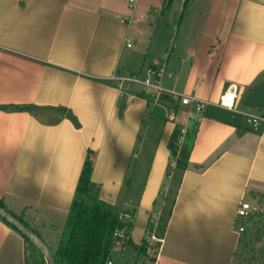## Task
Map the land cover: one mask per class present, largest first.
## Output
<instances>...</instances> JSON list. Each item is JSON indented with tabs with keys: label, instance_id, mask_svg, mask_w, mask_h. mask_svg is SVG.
<instances>
[{
	"label": "crops",
	"instance_id": "crops-1",
	"mask_svg": "<svg viewBox=\"0 0 264 264\" xmlns=\"http://www.w3.org/2000/svg\"><path fill=\"white\" fill-rule=\"evenodd\" d=\"M192 1L0 0V201L45 241L66 224L92 151L98 197L134 210V243L172 207L154 264L236 261L237 209L264 193V126L219 101L235 87L239 110L264 114V0ZM162 65V86L202 110L119 79ZM144 159L145 184L127 201L124 181ZM28 255L0 218V264Z\"/></svg>",
	"mask_w": 264,
	"mask_h": 264
},
{
	"label": "trees",
	"instance_id": "trees-1",
	"mask_svg": "<svg viewBox=\"0 0 264 264\" xmlns=\"http://www.w3.org/2000/svg\"><path fill=\"white\" fill-rule=\"evenodd\" d=\"M167 98V96H163L161 99L165 100ZM13 107L18 109L30 108L27 105ZM72 118L76 121L75 117ZM178 137L179 130H176L168 144L173 156L177 154ZM93 156L94 153L90 151L80 175L65 229L59 235L57 247L53 250L55 264H107L108 261H111V264H117L124 260L125 248L131 244H134L137 250L135 264H145L146 260H149L150 264H154L162 244L161 240L166 232L172 207L164 203V208L162 207L164 214L162 216L156 217L157 215L153 216L151 214L145 237L140 243H134L130 237L133 219L126 217V213L130 211L133 216L134 210L121 209L98 197V189L92 181ZM170 171L171 167L168 168L167 174H170ZM163 194L161 195L162 198ZM253 194L257 197L258 203L262 208L247 219L237 221V226L244 225L245 230L241 232L242 238L239 251L236 253V260L242 256V251L249 248L254 241V239L249 237V223L255 224L257 228L254 238L258 241H264V193L253 192ZM0 205L4 207L2 201H0ZM157 210L155 208V211ZM17 217L21 219L20 216ZM0 218L16 229L3 217L0 216ZM24 223L29 226L26 222ZM123 228H126L125 233L128 232V234L115 239L114 233ZM16 230L19 231L18 229ZM24 238L27 241L29 250L28 264H46L44 254L29 239L25 236ZM260 251L263 253L262 256H264V247ZM36 253H38L37 256L34 255ZM140 260L142 261L140 262ZM234 264H236V261Z\"/></svg>",
	"mask_w": 264,
	"mask_h": 264
},
{
	"label": "built area",
	"instance_id": "built-area-1",
	"mask_svg": "<svg viewBox=\"0 0 264 264\" xmlns=\"http://www.w3.org/2000/svg\"><path fill=\"white\" fill-rule=\"evenodd\" d=\"M132 2L136 0H130ZM129 46L132 45V43H128ZM165 72V65H162L161 67H149L146 71L145 77L139 76L138 74H128L125 76L120 77L119 79L123 82L129 85L132 82L135 83H143L148 88L153 89L154 91H157V94L163 95L167 94L171 96L174 100H179L183 104H192L194 103L197 110H202L206 104V101L203 99H200L194 95H187L183 94L181 92H178L176 90H170L165 89L161 84V78L163 77ZM154 77V80H153ZM236 98H237V92L236 88L232 87L231 89L225 91L219 101V105L222 107H225L229 110L236 111L243 113L245 116V120L247 124H250L253 126L255 130L261 129L264 126V114H254L250 112H244L239 110L236 107ZM185 131V127L182 128V132ZM262 206L258 204H252L249 201H241L237 213H236V220L240 219H247L252 214H255L261 210ZM126 217H129V215L126 214ZM238 232L241 233L245 230L244 225H238L237 228ZM125 229H120L114 233L115 239L119 236H125ZM155 238V236H153ZM111 261H108L107 264H111Z\"/></svg>",
	"mask_w": 264,
	"mask_h": 264
},
{
	"label": "rangeland",
	"instance_id": "rangeland-1",
	"mask_svg": "<svg viewBox=\"0 0 264 264\" xmlns=\"http://www.w3.org/2000/svg\"><path fill=\"white\" fill-rule=\"evenodd\" d=\"M192 2L193 1L190 0L189 7L192 4ZM158 27L159 28L155 33V39H157V37H159V36H163L164 39H166L167 32L164 30V28H163V31L160 30L162 28L161 25H159ZM146 33L148 34V32H146ZM172 33H173V31L171 32L170 38L173 36ZM148 68L149 67L145 68L142 72H140L139 76H143V78H144ZM153 80H154V77H153ZM161 80H162V78H161ZM129 85H140L141 89L144 90V92H146V94H148V98H151L153 101H154V99H156L155 96L157 94V91H154L153 89L148 88L145 84L132 82ZM161 110H162V107L158 108V111H161ZM163 112L165 113V111H163ZM93 161H94V159H93ZM148 167H149L148 161L144 159V160L139 161L138 170H139V172H140V169L142 170V172L139 176L133 175V174H135V172L132 170L130 171V173L128 172L129 174L124 181V190H123V191H127L129 188V190L126 192L127 193V199H128L127 201H129L131 198L137 200V197H139L140 190H142V187L145 184V179H146L145 175L148 172ZM144 173H145V175H143ZM128 185H129V187H128ZM160 203L161 202H160V198H159V200L156 202V205H155L156 209L160 208V205H161ZM122 204H123V202H121V200H119V202L116 206L121 208ZM126 214L129 215L130 218H132L131 214H129V213H126ZM64 227H65V225L61 227V229H60L61 231L59 234L63 233V231L65 229ZM256 229L257 228H256L255 224H250L249 237L254 239V241L249 246V248L244 249L242 251L243 252L242 256L236 260V264H264V256H262L263 253L260 251L264 247V241H258L254 238ZM59 234H57L58 237L56 239H54L52 241H48V240L46 241L52 251L55 250L57 247ZM145 235H146V233H145ZM34 255L37 256L38 253H36ZM124 255H125L124 260H121L117 264H135V261H136L135 256L137 255V250L135 248V245L131 244V245L126 246ZM45 260H46V258H45ZM141 261L142 260H140V262ZM46 264H47V260H46ZM139 264H141V263H139ZM145 264H150V261L146 260Z\"/></svg>",
	"mask_w": 264,
	"mask_h": 264
},
{
	"label": "water",
	"instance_id": "water-1",
	"mask_svg": "<svg viewBox=\"0 0 264 264\" xmlns=\"http://www.w3.org/2000/svg\"><path fill=\"white\" fill-rule=\"evenodd\" d=\"M0 216L18 229L27 239H29L45 256L47 264H55L54 253L48 243L32 228L27 226L20 218L0 205Z\"/></svg>",
	"mask_w": 264,
	"mask_h": 264
},
{
	"label": "bare ground",
	"instance_id": "bare-ground-1",
	"mask_svg": "<svg viewBox=\"0 0 264 264\" xmlns=\"http://www.w3.org/2000/svg\"><path fill=\"white\" fill-rule=\"evenodd\" d=\"M155 239H156V237H155Z\"/></svg>",
	"mask_w": 264,
	"mask_h": 264
}]
</instances>
